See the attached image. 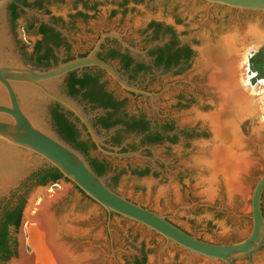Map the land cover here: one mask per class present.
Segmentation results:
<instances>
[{
	"label": "rangeland",
	"instance_id": "374dc122",
	"mask_svg": "<svg viewBox=\"0 0 264 264\" xmlns=\"http://www.w3.org/2000/svg\"><path fill=\"white\" fill-rule=\"evenodd\" d=\"M34 1L36 0H25L28 6L17 7L14 19L10 18L8 9L14 1L4 7L12 44V50L9 51L20 63L33 68H40L34 61V48L38 45V52L41 54L45 47L41 35L36 33L40 24L52 28L61 40L58 47L48 45L56 63L61 62L66 55L74 57L88 54L92 50L95 55L101 45H111V40L121 49L143 57L146 49L153 43L145 42L146 33L141 35V31L153 17L166 23L170 19L176 20L173 27L176 41L185 44L188 42L192 45L191 51L214 45L220 38H230L232 35L240 37L248 25L264 30L262 13L207 6L199 0H125V12L115 5L121 0H37L40 2L39 8L32 6ZM77 12L83 17H75ZM28 25L31 26L30 29L27 28ZM101 37L102 41L94 48ZM247 63L248 71H253L258 78L264 79V44L255 50ZM202 65L198 55L190 53L177 72L171 70L158 76L155 73L140 75L134 82L145 84L146 90L150 91L143 95L133 94L141 95L140 97L123 94L111 87L110 83L106 85V89L114 91L118 98H124V107L128 113L141 110L146 116H150L158 110L159 114L170 117L173 140L163 139L158 146L146 147V152L142 148L120 152L118 148L104 144L102 132L95 133L99 138L98 144L109 150L106 152L115 154L107 155L110 170L102 178L104 182L105 179L108 180L117 194L160 214L169 223L199 240L217 243L235 240L246 234L249 228L248 195L257 173H262L263 167L255 168L252 180L241 184V198L236 192L238 184L226 189V181H222L220 177L210 187L214 190L211 196L208 199L203 196L204 182L210 176L203 162L210 163L207 151L217 142L212 140L209 128L202 135L204 124L195 117L196 112H199L197 105H201L203 99H206V93L210 92L202 88L207 83V73ZM210 71L211 69L208 72ZM252 82L254 83L253 80ZM63 84L65 85L64 82ZM78 105L85 114L92 115L87 108L84 110L81 104ZM51 108L52 105L49 106V112ZM257 121L255 119L253 123ZM151 123H159L158 118H152ZM261 132L263 135L264 131ZM137 140V137L127 136L124 142L136 145ZM241 152L247 154L248 150L241 149ZM201 161L204 166L202 168L195 163L199 164ZM18 186L0 198V201L7 199ZM60 189H64L65 194L48 212L52 213L54 220L71 228L73 234L67 233L68 239H73L76 244L80 243L81 248L87 247V241L97 244L105 254L112 252L118 264H133L134 258L142 260L140 264H203L202 260L187 257L174 246H166L158 257L157 252L162 245L158 236L114 214L110 215L106 227L104 211L66 180L55 181L50 187L43 189V193L50 197L52 191ZM40 190L38 186L28 188L23 196L22 210L29 206V200ZM38 200L37 197L32 204L35 205ZM260 207L264 221V192ZM8 231L16 247V237L21 233L24 235V224L19 220L17 228H9ZM260 256L256 264H264V240L253 254L233 259L231 264H254Z\"/></svg>",
	"mask_w": 264,
	"mask_h": 264
},
{
	"label": "water",
	"instance_id": "95a60500",
	"mask_svg": "<svg viewBox=\"0 0 264 264\" xmlns=\"http://www.w3.org/2000/svg\"><path fill=\"white\" fill-rule=\"evenodd\" d=\"M200 1L207 6L216 5L236 11L264 14V0ZM11 2L12 0H0V198L16 188L22 180L27 178L39 166L47 164L56 169L62 178L104 211L106 214V227L109 224V215L114 214L148 232L157 234L163 239V244L157 252L158 257L166 246H176L187 257L192 256L202 260L203 264H215L216 262L231 264L233 259L253 254L264 240V221L261 218L259 209L260 194L264 187V171L260 174L257 173L248 195L247 215L250 219L248 232L240 240L228 243H210L199 240L172 225L160 214L143 208L112 191L102 177L93 173L84 157L57 133L51 123L49 106L55 104L62 111L69 112L84 127L85 132L97 149L103 154L112 156L115 154L103 151L98 147L99 138L91 125L90 115L85 114L77 101L65 93L63 82L66 74L83 67H97L120 90L132 94L143 95L147 93L127 84L125 78L113 66L94 56V50L84 56L73 57L70 60L58 62L49 67L33 68L20 63L9 51L12 50V44L6 26L4 7ZM246 28L245 33L242 35L243 38L248 35L250 28L264 34V30H258L257 26L248 25ZM242 36H231L232 39L234 38L236 50L238 49V42L241 43L243 39ZM100 41H102V37L94 45V48L98 46ZM188 45L192 47L191 44ZM203 47L198 50L192 48V53L194 55L201 54ZM210 69L209 67L205 68L206 76L210 74L208 72ZM206 79L207 83L204 84V89L210 92L206 93L204 101L208 109L204 112H196L195 117L207 126V129H211L215 126L213 118L218 113V108L221 107L219 102H221L224 94L219 89L220 83L211 84L208 82V78ZM258 116V112L253 111L238 116L233 115L231 118L234 136L238 140L233 143L230 151L233 153L239 151L243 138L252 139L255 146L252 155L245 153L241 154L244 157L240 156L247 161L245 164L247 168L244 170L242 168L237 172L235 177H239L237 179L239 184L251 181L254 169L264 166V133L261 135L264 126H261L258 121L253 123ZM209 133L212 135V132ZM199 165L202 168L203 165ZM52 184L38 186L41 188L40 192L34 194L28 202L29 206L21 211L20 221L22 225L24 217L30 218L38 213V209L43 206H45L44 212L46 215L53 219L52 213L48 212L49 208L65 194V191L64 189L54 190L51 196L47 197L46 193H43V189L50 187ZM236 192L240 195V198L243 196L242 189ZM37 197L40 198L39 202L33 205L32 201ZM31 209L35 211L33 214L29 213ZM67 229L64 232L66 234L64 237L52 241V247L58 245L62 247L61 244L68 245V251L69 254H72V259H68L67 263L56 262L57 264H75L73 258L83 255L85 257L78 259L79 261L76 264H118L112 252L105 254L97 244L87 241L85 243L87 247L81 248L80 243L76 244L72 241L73 239H68L67 233L72 235L73 232L71 228ZM24 240L25 237L22 233L16 237L15 257H11L4 264H17L20 259L25 261L31 257L32 250ZM55 260L58 261V259Z\"/></svg>",
	"mask_w": 264,
	"mask_h": 264
},
{
	"label": "bare ground",
	"instance_id": "6f19581e",
	"mask_svg": "<svg viewBox=\"0 0 264 264\" xmlns=\"http://www.w3.org/2000/svg\"><path fill=\"white\" fill-rule=\"evenodd\" d=\"M247 34L244 38L242 36L243 39H246L245 41L242 39L244 43L238 42L237 48L240 50L235 49L234 38H221L218 43L216 42L217 44L203 47L201 54L198 55V60L203 64L202 67L211 68L210 74L207 76L209 83H220L219 89L224 94L219 102L221 107L218 108V113L213 118L215 126L211 127L212 140L217 143L207 151L210 163L203 162L205 167L202 166L210 173L204 182L205 189L203 190V196L207 199L214 192L210 188L211 185L219 177L222 181H226V189H228L227 187L231 188L230 185L238 184L239 187L236 186V191L241 189L243 191L241 184L239 185L237 181L239 177L235 176L239 170L247 168L245 165L247 161L240 157L243 153L241 149L234 153L230 151L233 143L238 140L233 132L231 119L233 115L238 116L242 113L257 111L258 122L264 126V79L258 78L253 71L247 69L248 58L259 46L264 44V34L256 32L253 28H250ZM254 79V83H251V80ZM253 107H255L254 110ZM203 148L205 149V147ZM195 163L200 166L202 161L199 164ZM32 210L29 212L30 214L35 212ZM44 210L45 206L38 209V213L30 218H23L24 241L32 250V255L25 261L20 259L17 264H57L56 262L67 263L68 259H72L68 245L61 244L62 247L60 245L52 247V241L64 237L66 235L64 232L68 230V227L66 228L64 223L51 219ZM82 257L85 255L73 258L74 263L76 264Z\"/></svg>",
	"mask_w": 264,
	"mask_h": 264
},
{
	"label": "flooded vegetation",
	"instance_id": "af4514ba",
	"mask_svg": "<svg viewBox=\"0 0 264 264\" xmlns=\"http://www.w3.org/2000/svg\"><path fill=\"white\" fill-rule=\"evenodd\" d=\"M13 1L14 2L10 5H12L14 7L15 13H16L17 7H19V6L24 7L21 3L22 2L21 0H13ZM126 3L127 2L125 0H121L118 3H115V5L118 9L123 10ZM149 3H150V1H149ZM8 9H9V7H8ZM122 12H125V11L123 10ZM175 22H176V20L170 19L169 22L166 23L165 21L160 20L159 18L155 19V17H153V18L149 19L148 22L145 23V27L141 31V35L146 33V35H144L145 36L144 41L147 42L148 44H151V43H153V44H151L146 49L143 57H139L138 55H135L133 52L128 51L126 49H123V48L121 49L119 47V45L113 40H111V42H110L111 45H109L108 47H102V45H101L99 47V50L95 53L94 56L97 59H98V57L104 58L103 62L110 64L111 66H113L115 68V70L119 74L124 76L127 84H129V85L132 84L131 86H133L136 89L143 91V92L148 94L150 91L146 90V85L145 84L142 85L141 82H134V80H136L140 75L142 76L145 74L151 75L152 73H155V76H158L159 74H165L166 72L171 71V70H175V72H177L178 70H180L181 63H183V62L185 63V61L188 58V56L190 55V53H192V51L190 50V47L188 45V42L185 44V43H178L176 41V35L174 34V29H173V27L175 26ZM155 32H156V34H155ZM166 47H167V49L164 50V48H166ZM179 49L185 50L187 52V54H188L187 58L180 57L177 60V62H174V61H167L166 62L167 56H172L175 53V51L179 50ZM108 50H113V52H115V55H112L111 58H106L105 55H106ZM85 54L86 53L78 54L74 57H81V56H84ZM67 57H69L71 59L73 58V56L66 55L65 57H63L61 59V62H64L65 58H67ZM51 58H53L55 60L54 56H52V55H51ZM158 58L161 59L160 62H157ZM35 59H36V55L34 57V61H35ZM35 63L37 66L43 67L42 65H40L36 61H35ZM47 64H48V66L51 64L55 65L56 60H55V63H52L51 59H49L47 61ZM83 68H85V67H83ZM89 68H92V67H89ZM94 68L98 69L97 67H94ZM81 69L73 70L71 72H76V74L79 75L81 73ZM98 70L102 73L101 80L106 82V85H107V83H110L111 87H113V88L119 90L121 93L129 95L131 97H140L141 96V95L134 96L132 93L120 90L116 86L115 83H113L109 78H107L105 76V74L102 70H100V69H98ZM253 81H255V79ZM187 83L190 84L189 81ZM202 88L204 89V85H202ZM109 91H112V90L111 89L106 90V92H109ZM72 98H74L77 101V103L81 104L84 107V110H85V108H87L89 110V113L92 114V115H90L91 125L93 126V128L95 129L96 132L100 131L104 134V137H105L104 144L108 145V147L118 148V151H120V152L134 151V150H137L139 148H142L143 151L146 152V150H145L146 147H148L150 145L158 146L160 144L161 140H163V139H166L168 141H171V139L173 140V136H172L173 124H172V120L170 119V117H168L164 114H162V115L159 114L158 110H155V113L151 114L150 116H146L141 110H136L135 113H128V111L124 107V105H125L124 98H118L114 91H113V99L115 101L122 102V106L119 108V110L117 112H115V113H113V115L109 116L108 121L112 122L113 120H115L117 118H119L122 122H125V123H129L131 121H133V122L142 121L146 125V129L144 131H141L138 133L133 132V131H128V130H126V128L123 124H116V125H113L112 127H109L108 129H105V130L103 128L97 126V125H93V123L96 121L97 118L105 116L107 113H110L111 110L110 109H101V108H94L93 109V108H91V106L89 104L80 102L79 97H72ZM203 100H205V99H203ZM53 106H55V104H53L52 107ZM206 107H207L206 102L202 101V104L197 105L196 109L203 112ZM62 113H64L65 116L68 118V120L74 125L75 130L78 134V137H77L78 140L84 141L86 143V145L88 146V155L90 157L96 158L97 160H104L108 166V162L106 161V158H108L107 155L102 154L97 149V147L93 144V142L91 141L88 134L85 132L84 127L78 122V120L76 118L72 117V115L69 112L63 111ZM155 117L158 118V121H159V123H157V124L151 123L152 118L155 119ZM151 124H153V125H151ZM203 126H204V128L202 130V135H204L206 133L205 130L207 129V126H205V125H203ZM117 132L120 133V135L122 136V139H121L119 144L112 145L110 139ZM147 135H155V142H150V143L142 142L143 137L147 136ZM127 136L137 137L138 138L137 144L133 145L130 143H128V144L125 143L124 140ZM243 139L244 140L241 143V144H243L241 149L248 150L247 154L252 155L255 151V146L253 143L254 141L250 138L249 139L243 138ZM98 147L100 149H102L103 151H109L108 149L104 148L102 145L98 144ZM108 168H109V166H108ZM109 170H110V168H109ZM263 171H264V166H263ZM105 175H102L101 177L105 178ZM105 183L112 191L117 193L114 190V188L109 184L108 180L105 179ZM263 192H264V187L262 189V192L260 194V199H259V209H260L261 218L263 217L262 213H261V207H260L261 206V197H262ZM110 215H109V217H110ZM104 216L106 219L105 213H104ZM248 219H249V217H248ZM123 220L127 221L126 219H123ZM262 220H263V218H262ZM249 225H250V219H249ZM247 232H248V230H247ZM247 232H246V234H247ZM155 235L158 236L157 234H155ZM245 235L238 238V239H235V240L223 241V242H217V243L235 242V241H238L241 238L245 237ZM158 238L160 240H162V244H163V239H161L159 236H158ZM210 243H213V242H210ZM174 247H176V246H174ZM176 248H178V247H176ZM179 250L182 251L181 249H179ZM260 258H261V256L259 258H257V260L254 262V264L258 263ZM134 259H137V258H134ZM215 264H223V263L216 262Z\"/></svg>",
	"mask_w": 264,
	"mask_h": 264
},
{
	"label": "trees",
	"instance_id": "16d2710c",
	"mask_svg": "<svg viewBox=\"0 0 264 264\" xmlns=\"http://www.w3.org/2000/svg\"><path fill=\"white\" fill-rule=\"evenodd\" d=\"M21 1L24 7L28 6L25 0ZM32 6L39 8L40 2L36 0L32 3ZM83 7L85 8L84 4ZM9 16L11 19L16 17V13L12 5L9 6ZM74 16L83 17V15L78 12L75 13ZM27 28L30 29L31 26L28 25ZM36 33L41 35L42 40L45 43V47L40 55L38 54L39 46L37 45L34 48L33 53L36 55L35 61L43 67H48L47 61L49 59H51L52 63H55V60L51 58V50L48 45L58 47L61 45V40L52 28L43 24H40L37 27ZM166 49L167 47L164 48V50ZM112 55H115V52H113V50H108L105 56L106 58H111ZM187 56L188 54L185 50L179 49L176 50L172 56H167L166 62H177L180 57L187 58ZM70 59L71 58L67 57L64 61ZM98 59L104 61V58L102 57H98ZM160 61L161 59L158 58L157 62ZM101 76L102 73L94 67L82 68L79 75H77L76 72L67 73L64 78L66 94L71 97H79L80 102L89 104L93 109L101 108L111 110V112L107 113L105 116L97 118L93 125H97L105 130L113 125L123 124L128 131L136 133L144 131L146 129V125L142 121H131L129 123H125L119 118L113 120L112 122L108 121L109 116L117 112L122 106V102H118L113 99V91L106 92V82L101 80ZM49 113L51 122L60 137L84 157L90 169L96 176L101 177L102 175H105L109 171L107 163L104 160H97L96 158L88 155V146L84 141L78 140V134L74 125L68 120L65 114L58 109V106H53ZM121 139L122 136L119 132H117L110 139V141L112 145H117L120 143ZM142 142H155V135L144 136ZM59 179L65 180L53 167L47 164L41 165L27 178H25L24 181L19 184L17 190L11 193L7 199L0 201V264H4L11 257H15V241L10 236L8 229L12 228L15 230L19 224L21 210L23 207V196L25 192L31 186H44L54 183ZM141 261L142 260L134 259L133 264H140Z\"/></svg>",
	"mask_w": 264,
	"mask_h": 264
}]
</instances>
